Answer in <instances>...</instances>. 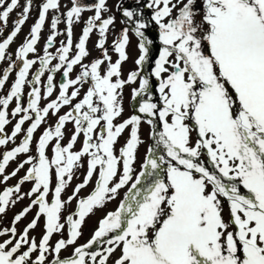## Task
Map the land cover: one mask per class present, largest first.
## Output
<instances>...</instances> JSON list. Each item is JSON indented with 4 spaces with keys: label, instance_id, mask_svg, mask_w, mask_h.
Returning a JSON list of instances; mask_svg holds the SVG:
<instances>
[{
    "label": "snow or ice",
    "instance_id": "6c2138e0",
    "mask_svg": "<svg viewBox=\"0 0 264 264\" xmlns=\"http://www.w3.org/2000/svg\"><path fill=\"white\" fill-rule=\"evenodd\" d=\"M136 2L140 4V0ZM197 2L148 0L143 5L151 10L150 21L158 27L159 40L158 56L148 76H142L141 71L153 45L146 36L149 24L142 10L117 6L123 22L134 25L138 38L140 54L135 64L139 70L131 71L127 79L122 78L121 69L129 58V27H124L113 43L118 54L113 62L105 46L109 28L115 23L114 16L103 15L110 11L107 0H96L90 6L72 0V7L64 14L67 40L60 42L55 55L49 51L61 34L57 31L60 16H54L43 55L27 59L36 53L49 10L59 12V0L42 3L29 36L15 53L22 66L10 91L0 97V146L14 140L25 122L31 121L24 139L0 160L5 182L29 165L14 187L0 193V214L9 204L35 197L15 215L10 229L0 231V236L10 235L0 242V264H264V0H199V9ZM32 3L27 0L13 30L0 42V61L5 60L6 50L27 21ZM18 5L19 0H0V32ZM85 11H94V15L85 21L76 52L70 57L72 26ZM97 29L95 46L101 57L85 64L90 55L86 43ZM54 60L58 62L53 65ZM37 63L39 68L29 79L30 69ZM15 66L13 61L3 70L0 89ZM74 66L81 71L72 79ZM46 72L45 99L53 95L56 73H61L63 82L56 99L41 108L40 85ZM150 77L158 82V103L149 94ZM138 79L139 88L133 89L132 98L146 97L137 109L142 115L133 114L114 123L123 113L122 89ZM89 80L91 86L73 104ZM26 84L31 90L25 107L22 96ZM13 100L16 107L11 115H23L11 135H3ZM64 106L71 109L59 115ZM50 113L58 119L54 128L39 136L36 155H27L11 177L4 175L11 160L30 153L34 133ZM68 122L74 129L65 146L62 141ZM142 123L150 126L153 144L135 174L138 148L143 143ZM125 131L129 136L117 150L115 145ZM81 135L82 146L74 150ZM53 141L54 155L50 158L46 150ZM85 157L83 180L65 201L62 193L73 180L74 171L84 167ZM94 177L91 193L79 198L75 212L66 217L67 239L52 246L53 234L65 229L61 222L65 205L77 199ZM26 182L32 186L21 193ZM126 187L116 209L98 221L91 238L74 247L69 257L61 258V251L75 245L82 235L86 217L115 200ZM33 207L38 208L35 217L17 237L16 223ZM41 217L44 233L37 242L29 238V231L37 227ZM49 255L53 256L51 261Z\"/></svg>",
    "mask_w": 264,
    "mask_h": 264
},
{
    "label": "flooded vegetation",
    "instance_id": "af4514ba",
    "mask_svg": "<svg viewBox=\"0 0 264 264\" xmlns=\"http://www.w3.org/2000/svg\"><path fill=\"white\" fill-rule=\"evenodd\" d=\"M27 0H19L18 7L10 14L8 18L7 25L3 27V31L0 32V42L3 41V39L7 38V36L11 33L14 27V22L17 20L18 16L22 13L23 8L26 5ZM45 2V0H33L31 11L29 13L28 19L25 22V24L22 26V29L20 33L14 38L13 42L10 44L9 48L6 50V58L4 61H0V77H2L3 70L8 67V65L15 61V69L9 73V79L6 81L5 86L3 89H0V97L6 96L7 93L10 91L11 85L14 83L16 74L19 70V68L22 66V61L16 60V51L21 46V44L25 41L26 37L29 36L30 30L32 25L36 22L38 19L40 6L42 3ZM81 5L84 6H90L96 0H79ZM148 0H140V4H137L136 0H107V7L110 11L105 12L103 15L105 18L108 16H114L115 17V23L114 25L110 26L109 31L107 33V40H106V48L108 49L109 55L112 57V61L115 62V60L118 58V54L113 49V43L114 41L119 37L122 29L124 27H129V37H130V43L126 48V52L128 55V60L123 62L122 64V78L127 79L128 74L131 71L139 70L138 66L135 64V60L139 56V50H138V38L134 35V25L126 24L125 18L122 16V11L117 9L118 5H121L122 8H129V9H139L143 12V19L148 22L149 26L146 30V36L149 39L153 40V45L150 46V54H149V60L143 65L141 75L142 76H148L151 72V69L154 67V60L158 56V47H159V40H158V27L155 25L154 22L150 21L151 16V10L143 7L144 4H146ZM175 2V0H174ZM60 8L59 12L55 10H49V12L46 15V21L42 28V31L40 33V39L38 40V43L36 45V53H30L27 57V59H37L38 57L43 55V49L44 45L46 43L47 37L51 34V21L54 16L59 15L61 19V23L58 25L57 31L61 33L56 37V40L54 42V46L49 49V51L55 55L56 49L60 46V42L67 40L66 35V23L64 14L67 12L68 9L72 7V0H59ZM196 8H200V2L198 0L196 4ZM94 15V11H85L82 13L80 19L78 22H75L72 26L73 28V48L70 53V57L75 54V44L78 42L79 37L82 35L83 27L85 26V21L90 16ZM175 15V13H173ZM199 19V17H197ZM99 33L98 29L94 30L90 34V38L86 43V48L89 51L90 55L85 58L83 63L89 64L91 61H93L95 58L101 57V50L98 49L95 45L98 42ZM10 57V59L8 58ZM57 60L52 61V64L54 65L57 63ZM39 68V63L34 65L29 72V79L32 78V75L37 71ZM81 71V68L79 66H74V71L70 74V78L74 79ZM49 73H45V76L41 78V101H40V107L46 106L48 102H50L53 99H56V97L59 94V85L63 82V78L61 76V73H56L54 78V92L53 95L50 98L45 99L44 98V84L47 82V75ZM91 86V81L89 80L88 83H86L80 91V96L73 101V104L76 102H79L80 99H82L83 95L86 93V90L88 87ZM158 87V82L156 81L155 77H150V92L149 94L152 96L153 102H159V93L156 91V88ZM139 88V79L134 84H126L125 87L122 89V106H123V113L120 117H118L114 123L119 124L123 122V120L129 118L131 115H142L138 113L137 109L139 107V104L146 99V97L141 96L137 97L135 100L132 98L133 89ZM31 90L30 85H25L23 89V96H22V103L26 107L28 103V93ZM70 89L69 91H71ZM16 107V102L13 100L10 102L9 107L7 109L8 112V120L9 123L5 126L3 135L10 136L15 124L20 119V116L23 114H19L17 116H12L11 113L13 109ZM71 109V106H64L62 107L59 115H64L66 112H68ZM58 117L53 116L51 113L46 118L45 122L42 123V125L37 129V131L34 133V139L31 144V151L28 154H19L14 160H11L8 165L5 167V173L4 175H9L11 177V173L18 167V165L23 162L25 159H27V155H36V143L38 141V138L40 135H42L43 131H45L49 127L55 126V123L57 121ZM146 119V118H145ZM31 121H26L25 124L22 126L21 133L17 134V136L14 138V140H10L6 145L0 146V160H2L3 154L9 150H12L14 147L18 146L21 140L24 139L26 129L30 126ZM103 123V122H102ZM74 129V124L72 122H68L66 124V127L64 129L65 136L62 141V143L66 146L68 143L69 137L72 135ZM99 132V128L97 129V133ZM141 138L143 140V143L138 148L137 153V159L134 164L135 168V174H138L141 170V166L143 164L144 158L146 156L147 149L152 146L153 141L150 138V126L147 123H142L141 125ZM195 136V134H193ZM129 132L125 131L122 136L119 138V143L115 145V148L119 150V148L125 143V140L128 138ZM83 135H81L78 138V141L76 145L74 146V150H79L82 146L83 142ZM54 141L50 142L49 148L46 150V154L51 158L54 153L52 152V147H54ZM118 154V151H117ZM206 159V157H205ZM86 160L87 157L84 158L85 164L84 167L76 169L74 171V178L69 183V185L66 187L65 191L62 193V199L65 201L69 196L73 194V190L76 187L77 184L81 183L84 177V174L86 172ZM29 165H25L24 169H22L15 177H11L6 182L3 180V176L0 175V184L2 191H4L6 188L14 187L19 180L26 174L27 168ZM95 182V177L93 178V182L86 187L85 189L81 190L79 193V197L77 199L72 200L71 203H67L65 205V208L62 210V216H61V222L63 220L66 221V217L70 214H73L77 208L78 199L82 197H86L88 194L91 193L93 190V184ZM55 175L53 173V191H54V185H55ZM32 184L31 182H26L21 186V193L27 192L30 190ZM130 186V185H129ZM127 190V187L125 189L120 190L119 195L115 200L106 202L105 206L102 208H97L94 210V213L90 214L88 217H86L85 223L82 226V235L77 239L76 246H79L80 244L85 243L88 241L92 234L94 233V230L98 226V221L103 218V216L108 212L115 210L118 206L120 200L123 198L125 192ZM15 195H13L12 199H15ZM35 197H25L22 200H18L16 203L21 204L19 206L18 214L27 206L30 205L31 199H34ZM53 197L50 194L48 199L51 200ZM227 203L225 202V205ZM38 211L37 207H33L32 211H30L27 215H30L33 219L35 217L36 212ZM32 215V216H31ZM30 219V218H29ZM41 221V222H40ZM40 221L37 224V227L39 228V234L36 236L37 242H39L40 238L42 237L44 233V218L41 217ZM86 234V235H85ZM68 237V227H67V233H63L62 238H59L57 234H53L50 240V244L52 246L55 245V243L59 239H67ZM84 240V241H83ZM25 248H22L21 251L25 250ZM93 250H96V246H94ZM36 253H33L32 258L35 259ZM49 258L53 259V256L49 255ZM61 258H66L68 255H65L64 250L60 253Z\"/></svg>",
    "mask_w": 264,
    "mask_h": 264
},
{
    "label": "rangeland",
    "instance_id": "374dc122",
    "mask_svg": "<svg viewBox=\"0 0 264 264\" xmlns=\"http://www.w3.org/2000/svg\"><path fill=\"white\" fill-rule=\"evenodd\" d=\"M2 192L3 191H2V188H1V184H0V193H2ZM20 205L21 204H19V203L9 204L8 207H7L6 212L4 214H0V231H2L4 229H10L12 227V221H13L15 215L18 214V211H19L18 208H19ZM228 217H229V212H228V206L226 204L224 206V219L227 221ZM31 218L32 217H30V215H26L24 218L21 219V221L16 223L15 226L17 228V237L22 233L23 229L27 226V224L32 221ZM62 223H65V229L63 230L62 233H56L59 238H62L63 233H67L66 221L63 220ZM39 228L36 227L35 229H32V230L29 231V238L30 239L31 238H36V236H38ZM9 238H10L9 234H6L4 236H0V242H3V240L9 239ZM85 243H83V244H85ZM83 244H80V245H83ZM74 247H75L74 245L73 246H69L66 250H64L65 255H68V257H69L72 254ZM116 255H119V253L117 252ZM51 260L52 259L48 257V261H51ZM109 264H111V261L109 262Z\"/></svg>",
    "mask_w": 264,
    "mask_h": 264
}]
</instances>
